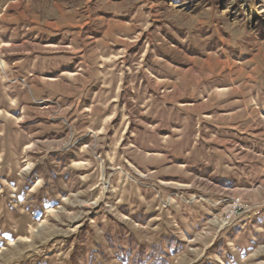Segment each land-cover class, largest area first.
I'll return each instance as SVG.
<instances>
[{
  "label": "rangeland",
  "instance_id": "rangeland-1",
  "mask_svg": "<svg viewBox=\"0 0 264 264\" xmlns=\"http://www.w3.org/2000/svg\"><path fill=\"white\" fill-rule=\"evenodd\" d=\"M89 75L122 97L76 103ZM177 82L264 88V0H0V264H264L258 190L203 175L157 184L171 158L133 146V131L164 124L132 94ZM191 206L204 219L186 236Z\"/></svg>",
  "mask_w": 264,
  "mask_h": 264
},
{
  "label": "crops",
  "instance_id": "crops-1",
  "mask_svg": "<svg viewBox=\"0 0 264 264\" xmlns=\"http://www.w3.org/2000/svg\"><path fill=\"white\" fill-rule=\"evenodd\" d=\"M78 80L74 84L75 96L70 93V97L90 110L104 106V102H107V105L113 103L123 95L124 90L119 88L120 83L113 86L105 78L98 79L93 75L85 77V81L82 78ZM77 85L84 86L79 96ZM71 86L73 84L70 82ZM167 86L170 88H166L162 94L157 93L155 85L147 89L139 87L137 92L132 94L133 103H136L134 105L147 108L144 113H149V123L164 124L162 134H157L151 124H147L148 131L138 128V132L132 133L135 139L134 147L143 148L148 154H163L172 160L163 167L155 166L154 182L159 184L163 180L177 181L182 186L193 187L194 179L203 175L207 177L208 182L213 180L214 185H229L240 191H248L251 199L263 198V86L238 85L232 91H227L228 87L219 86L217 91L211 89L212 93L190 90V86L178 82ZM205 97L207 98L204 99ZM93 114L92 111L89 117L98 118L100 122H107L113 116L106 114L100 118V115ZM78 118L76 114L75 120ZM259 182L256 188H252ZM189 191L195 190L187 189L184 193L188 194ZM256 191L260 198L256 196ZM217 197L219 196L216 194L211 199L215 200ZM197 210L198 206H191L179 217L183 235L190 236L191 231H199L202 228L201 221L204 218L196 220ZM198 214L202 216L200 211ZM259 215L263 219V228L264 212ZM184 218L187 219L185 223L182 220ZM242 221L244 220L219 235L218 241L227 239L226 243H230L231 235L246 229L247 222L245 220L242 224Z\"/></svg>",
  "mask_w": 264,
  "mask_h": 264
},
{
  "label": "built area",
  "instance_id": "built-area-1",
  "mask_svg": "<svg viewBox=\"0 0 264 264\" xmlns=\"http://www.w3.org/2000/svg\"><path fill=\"white\" fill-rule=\"evenodd\" d=\"M232 205L227 204V208H230ZM237 207V206H236ZM235 207V209L233 208L229 214H227V216L225 217V225L232 223L233 221H235L236 216L238 215V211L242 208H244L243 206H238L237 208Z\"/></svg>",
  "mask_w": 264,
  "mask_h": 264
},
{
  "label": "bare ground",
  "instance_id": "bare-ground-1",
  "mask_svg": "<svg viewBox=\"0 0 264 264\" xmlns=\"http://www.w3.org/2000/svg\"><path fill=\"white\" fill-rule=\"evenodd\" d=\"M224 200V199H223ZM226 200V199H225ZM220 203V202H219Z\"/></svg>",
  "mask_w": 264,
  "mask_h": 264
}]
</instances>
